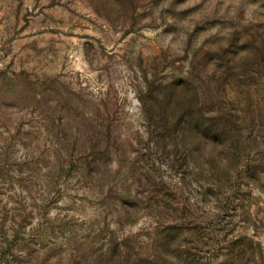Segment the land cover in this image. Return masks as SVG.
<instances>
[{"label":"rangeland","instance_id":"obj_1","mask_svg":"<svg viewBox=\"0 0 264 264\" xmlns=\"http://www.w3.org/2000/svg\"><path fill=\"white\" fill-rule=\"evenodd\" d=\"M0 264H264V0H0Z\"/></svg>","mask_w":264,"mask_h":264},{"label":"trees","instance_id":"obj_2","mask_svg":"<svg viewBox=\"0 0 264 264\" xmlns=\"http://www.w3.org/2000/svg\"><path fill=\"white\" fill-rule=\"evenodd\" d=\"M212 126H213V125H212ZM214 126H216V125H214ZM225 129H226V127H225ZM224 132L226 133L225 136H228V135H227L228 133H227L226 131H224ZM217 133H219V134H217V135H216V134H213V135H215V136H219V135H221V131H220V132L218 131ZM222 135H223V134H222Z\"/></svg>","mask_w":264,"mask_h":264}]
</instances>
